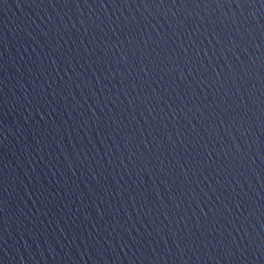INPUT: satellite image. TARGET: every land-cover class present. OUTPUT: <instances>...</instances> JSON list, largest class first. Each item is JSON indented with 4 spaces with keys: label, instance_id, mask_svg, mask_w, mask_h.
Returning a JSON list of instances; mask_svg holds the SVG:
<instances>
[{
    "label": "water",
    "instance_id": "95a60500",
    "mask_svg": "<svg viewBox=\"0 0 264 264\" xmlns=\"http://www.w3.org/2000/svg\"><path fill=\"white\" fill-rule=\"evenodd\" d=\"M0 264H264V0H0Z\"/></svg>",
    "mask_w": 264,
    "mask_h": 264
}]
</instances>
